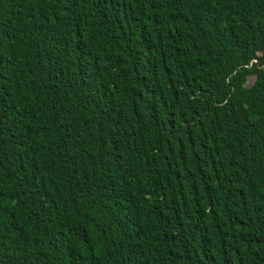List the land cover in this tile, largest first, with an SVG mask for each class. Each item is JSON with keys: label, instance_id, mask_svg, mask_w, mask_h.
<instances>
[{"label": "trees", "instance_id": "16d2710c", "mask_svg": "<svg viewBox=\"0 0 264 264\" xmlns=\"http://www.w3.org/2000/svg\"><path fill=\"white\" fill-rule=\"evenodd\" d=\"M0 264H264V0H0Z\"/></svg>", "mask_w": 264, "mask_h": 264}, {"label": "rangeland", "instance_id": "374dc122", "mask_svg": "<svg viewBox=\"0 0 264 264\" xmlns=\"http://www.w3.org/2000/svg\"><path fill=\"white\" fill-rule=\"evenodd\" d=\"M249 81L251 82V79H249Z\"/></svg>", "mask_w": 264, "mask_h": 264}]
</instances>
